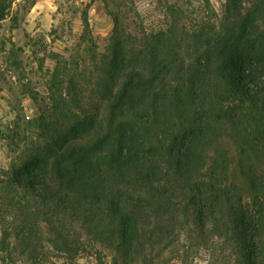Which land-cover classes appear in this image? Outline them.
I'll return each mask as SVG.
<instances>
[{
  "label": "trees",
  "instance_id": "trees-1",
  "mask_svg": "<svg viewBox=\"0 0 264 264\" xmlns=\"http://www.w3.org/2000/svg\"><path fill=\"white\" fill-rule=\"evenodd\" d=\"M168 12L139 38L113 19L89 94L67 64L52 74L36 138L0 170L3 263L41 261L30 246L48 243L158 264L188 230L264 264V0H225L192 25Z\"/></svg>",
  "mask_w": 264,
  "mask_h": 264
},
{
  "label": "rangeland",
  "instance_id": "rangeland-1",
  "mask_svg": "<svg viewBox=\"0 0 264 264\" xmlns=\"http://www.w3.org/2000/svg\"><path fill=\"white\" fill-rule=\"evenodd\" d=\"M0 0V170L36 138L35 118L47 97L52 74L67 64L70 75L92 91V57L109 46L118 17L122 30L137 38L165 29L171 21L169 7L178 11L180 24L192 25L214 14L219 19L225 0ZM230 148L227 141H223ZM231 149V148H230ZM31 249L42 260L24 256L14 264H99L92 250L79 251L73 259L48 243ZM211 247V248H210ZM209 248L196 245L188 230L160 250L158 264H234L227 245L215 241ZM39 249L41 252H36ZM104 261L110 256L107 251ZM5 255L0 251V264Z\"/></svg>",
  "mask_w": 264,
  "mask_h": 264
}]
</instances>
